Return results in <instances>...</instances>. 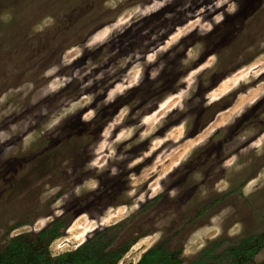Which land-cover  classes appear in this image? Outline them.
<instances>
[{
    "label": "rangeland",
    "instance_id": "obj_1",
    "mask_svg": "<svg viewBox=\"0 0 264 264\" xmlns=\"http://www.w3.org/2000/svg\"><path fill=\"white\" fill-rule=\"evenodd\" d=\"M150 2L0 0V131L10 134L0 143V250L10 238L36 234L64 215L58 230L61 237L48 248L53 257L98 233L103 248L118 253L133 244L118 264H137L145 251L158 244L168 252L181 251V264H264V140H259L264 135V0H235V14H225L223 22L205 36L193 30L180 38L155 63L146 65L138 86L104 106L107 91L137 62L134 56L120 67L126 57L138 53L143 62L177 26L191 23L198 9L211 6L213 0H190V7H185L189 0H171L155 13L133 18L122 26L124 31H114L72 59L73 46L83 47L106 25L127 19L135 5ZM214 14L203 15L211 19ZM47 18L51 24L45 23ZM198 42L203 45L197 49L199 55L194 52L193 59L182 63L187 50ZM212 54L215 63L204 68ZM65 58L72 62L64 64ZM161 62L160 75L148 79V72ZM52 66L58 71L44 77ZM88 68L91 71L84 75ZM76 70L82 78H72L41 98L53 79L71 77ZM193 72L195 91L190 90L184 111L167 112L156 131L142 140L140 133L147 126L115 143L116 156L124 159H108L103 169L87 167L97 157L104 162L107 150L96 151L101 132L121 107H129V112L114 127L110 142L122 129L139 125L143 117H159L170 107L168 98L187 86L182 81ZM100 73L103 77L97 80ZM89 80L92 84L86 87ZM256 93L260 99L249 105ZM87 95L95 97L92 105L78 109L51 131L45 129L61 109ZM98 104L96 117L82 122V112ZM240 105L245 110L236 117L234 110ZM183 120H187L183 135L176 133L153 146ZM204 132L211 133L207 141L168 172L159 181L163 191L153 195L157 177L189 147V139ZM144 153L150 154L128 167ZM113 167L118 170L115 176L110 175ZM89 179L99 181L96 190L82 187ZM77 186H81L79 195L74 193ZM56 187L59 191L52 192ZM133 188L135 194L129 196ZM171 189L175 197L169 196Z\"/></svg>",
    "mask_w": 264,
    "mask_h": 264
},
{
    "label": "clouds",
    "instance_id": "obj_2",
    "mask_svg": "<svg viewBox=\"0 0 264 264\" xmlns=\"http://www.w3.org/2000/svg\"><path fill=\"white\" fill-rule=\"evenodd\" d=\"M171 3V0H151L150 3L148 4H137L135 5L130 11L126 13L127 19L120 18L116 22H114L111 25H106L99 33L94 35L91 39H89L83 47L81 46H73L70 51L75 53V55L72 57L73 60L76 58L80 57L83 55V49H92L97 42L102 41L109 37L111 33L114 31H124V25H128L129 21L132 20L133 18L139 20L142 17L148 16L152 13H155L165 7L167 4ZM191 3L189 0V4L186 5L185 7H190ZM218 9H223V11H216ZM205 11H208L210 14L215 12L214 15H211V19H206L204 17ZM238 11V5L235 2V0H213V3L211 6L205 8V7H200L198 11L195 13V19L184 26H177L175 29V32L167 41L163 44V46L156 48L155 50L151 51L150 54H147L143 58V62H140V57L138 53H133L132 55L126 57L122 63L120 64V67H123L125 64L129 63L133 57L135 56L137 59V62L133 65L131 70L127 72L125 75L121 77L120 82L115 83L114 86L107 91L106 95L104 96V99L102 100V104L104 106L110 105L115 102L118 96H123L129 89L138 86L142 80L144 79V72H145V67L146 65L153 64L156 62L157 57L160 53H163L167 51L168 48H170L173 44L178 42L180 38L188 35L191 33L193 30L197 32L198 36H205L208 33L213 31V28L215 25H219L223 22L225 18V14L228 15H233ZM46 24H51L52 20L51 18H47L45 20ZM202 42H198L195 44L193 47H190L187 52H186V59L182 60V63L187 64L189 60L193 59L194 57V52L198 56L199 52L197 49L202 48ZM264 46V45H262ZM67 56V54H66ZM216 61V55L212 54L211 56L208 57L207 61L204 63L203 67L208 68L211 67ZM71 60H68L65 58L63 60L64 64H69L71 63ZM96 65H92V67H95ZM164 69V64L161 62L158 66L152 68L148 72V79L150 80H155L161 73V71ZM58 71L57 66H52L49 69L45 70L43 73L44 77H50L53 76L54 73ZM91 71V68H88L85 72L84 75H87L88 72ZM196 75V72L191 73L190 75L187 76L185 81H182L186 83V87L180 91H178L176 94L171 95L168 100L166 101L167 104H170V107H167L166 110L157 117L155 114L153 115H148L143 117L140 120L139 125L135 127H129L122 129L118 135L115 137L114 141H109V137L111 133L113 132V129L116 125L121 124V122L124 120V118L128 115L129 112V107L123 106L121 107L116 115L114 116L113 119H111L110 122L107 123V125L104 127L103 131L101 132V141L98 145V148L96 149L97 152H104L107 150V156L104 159V162L102 163L100 161V158L97 157L95 159H92L89 161L87 167L88 168H97V169H103L105 167V164L108 159H112L115 157L116 159H124V156H116V149L114 147L115 143H118L119 141L126 140L129 137L133 135V133L136 131V128L140 126H147L144 131L140 133V139H144L151 135L152 132L156 131V125L160 123L161 120H163L164 116L167 115V112L171 111L172 109H178L180 111L185 110V104L184 101L188 98H190L191 91H195V84L196 81L194 79ZM80 77L79 70H76L72 73L71 77H59L53 79L47 86L44 91L41 93V98L44 96H47L50 93L56 92L58 89L64 87L67 83L71 82L72 78H77ZM103 77V73H100L96 76V79L99 80ZM82 78V77H80ZM92 84V80L88 81V84L85 85L86 87ZM27 87L31 89L33 87L32 84H28ZM191 90V91H190ZM17 91H20V89H17ZM260 99V94L256 93L253 98L247 103L249 105L254 104L257 100ZM95 100V97L92 95H87L84 96L81 101H76L68 105L66 108L61 109L60 114L56 116L55 118L50 119V121L45 125V129L48 131H51L53 128L57 127L58 125L61 124V121L66 119L69 116H73L77 113L78 109L82 107H86L88 105H92ZM33 103H36L35 100L32 101ZM99 107V104L96 107H87V110L82 112L80 115V120L84 123H87L91 120H93L96 115H97V108ZM161 108H165V104L160 105ZM244 105L238 106L234 110V114L236 117H239L243 114L244 112ZM7 115L8 113H4ZM224 123H227L225 121ZM187 124V120H183L179 123L178 126L175 128L171 129L168 131V133L163 137V139H157L153 142V146H158L162 144L165 140H168L172 138L176 133H179L180 135H183L185 131V126ZM16 126L13 125L11 131L15 132ZM210 132H204L201 134H198L194 139H189L188 144L189 147L184 149V152L179 156L178 159L174 161V163L171 165V167L168 168V170L162 174H160L157 177L156 181V187L153 188L152 194L156 195L158 192L163 191V188L160 186L159 181L164 180L166 176L168 175V172H171L173 168L178 167L182 162L186 161L192 151L201 145H203L207 139L208 136L210 135ZM10 138V134L5 131H0V143H3L5 140ZM31 139V135L26 136L24 138V146L27 147L28 140ZM259 140H264V135H262ZM259 140L257 143H259ZM150 153H144L142 156H140L137 159L132 160V162L128 165L129 168L133 167L136 163H139L141 159L144 158V156L149 155ZM235 156L231 158V160L228 161L229 164L234 162ZM67 163V162H65ZM71 169H69V172ZM152 171H156L155 168L152 169ZM118 174V170L113 167L110 170V175L115 176ZM134 180L135 177H132ZM82 187L86 188L88 191H94L99 187V181L96 179H89L87 180ZM225 187L227 185L225 184ZM52 192H57L59 191V187L53 188L51 190ZM81 191V186H77L74 189V193L76 195H79ZM129 196H132L135 194V189L133 188L132 191H130ZM177 195L175 189H171L169 191V196L170 197H175ZM144 197L141 195L139 197V200H143ZM57 204L61 203V201H57ZM138 207V205H133V208ZM101 223L106 224V220H102Z\"/></svg>",
    "mask_w": 264,
    "mask_h": 264
},
{
    "label": "trees",
    "instance_id": "obj_3",
    "mask_svg": "<svg viewBox=\"0 0 264 264\" xmlns=\"http://www.w3.org/2000/svg\"><path fill=\"white\" fill-rule=\"evenodd\" d=\"M64 215L52 226L36 234H22L10 238L0 250V264H118L123 255L133 246L125 247L116 252L103 248L102 241L96 235L87 239L74 250L51 256L49 245L60 238L59 228L63 227ZM113 228V226L104 229ZM135 244V243H134ZM181 251L168 252L160 244L148 249L137 264H181Z\"/></svg>",
    "mask_w": 264,
    "mask_h": 264
},
{
    "label": "flooded vegetation",
    "instance_id": "obj_4",
    "mask_svg": "<svg viewBox=\"0 0 264 264\" xmlns=\"http://www.w3.org/2000/svg\"><path fill=\"white\" fill-rule=\"evenodd\" d=\"M256 12H259V10L256 11ZM252 15H254V14L252 13ZM254 17H255V16H253L252 19H253ZM250 20H251V19H250ZM250 20H249V23H250ZM250 24H252V23H250ZM227 193H228V191H227ZM207 213H208L207 210H206L203 214H202L200 211L198 212V214H200V215L202 214L203 216H205Z\"/></svg>",
    "mask_w": 264,
    "mask_h": 264
},
{
    "label": "bare ground",
    "instance_id": "obj_5",
    "mask_svg": "<svg viewBox=\"0 0 264 264\" xmlns=\"http://www.w3.org/2000/svg\"><path fill=\"white\" fill-rule=\"evenodd\" d=\"M78 227V226H77ZM76 228V223L71 227V229H75ZM70 229V230H71Z\"/></svg>",
    "mask_w": 264,
    "mask_h": 264
},
{
    "label": "water",
    "instance_id": "obj_6",
    "mask_svg": "<svg viewBox=\"0 0 264 264\" xmlns=\"http://www.w3.org/2000/svg\"><path fill=\"white\" fill-rule=\"evenodd\" d=\"M82 243H83V242H82ZM82 243H81V244H82ZM136 243H137V242H136ZM78 246H79V245H78ZM78 246H76V247H78ZM145 252H146V251H145ZM145 252H144V253H145ZM144 253H143V254H144ZM140 258H141V257H140ZM138 261H139V260H138Z\"/></svg>",
    "mask_w": 264,
    "mask_h": 264
}]
</instances>
